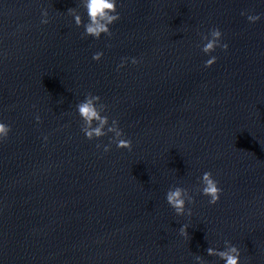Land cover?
Instances as JSON below:
<instances>
[{"label": "water", "instance_id": "water-1", "mask_svg": "<svg viewBox=\"0 0 264 264\" xmlns=\"http://www.w3.org/2000/svg\"><path fill=\"white\" fill-rule=\"evenodd\" d=\"M78 3L0 0V264H224L206 249L225 239L264 264V0H117L99 39L68 14ZM213 27L228 47L206 55ZM89 92L131 151L80 130ZM205 171L214 205L195 191ZM171 186L194 196L191 217L167 204Z\"/></svg>", "mask_w": 264, "mask_h": 264}, {"label": "clouds", "instance_id": "clouds-1", "mask_svg": "<svg viewBox=\"0 0 264 264\" xmlns=\"http://www.w3.org/2000/svg\"><path fill=\"white\" fill-rule=\"evenodd\" d=\"M78 7L84 9L87 16L86 22L82 19ZM67 12L73 17L77 27L83 26V36H91L96 39H99L101 34L111 37L112 32L109 26L120 19V13L117 11V0H79L78 6L68 8ZM241 15H245V13L241 12ZM246 18L249 22L254 23L260 19V14H248ZM48 22V11L46 8H42L40 23L47 24ZM200 36L202 41H206L201 46V51L206 55L214 52L217 47L224 50L228 47L227 43L221 42L222 32L218 27H213L207 34L201 33ZM102 55V52L97 51L93 53L92 59L98 61ZM125 59L127 58H121V62L117 65V69L123 67ZM216 59V56H210L204 62V66L206 68L210 67L215 63ZM131 63L137 64L139 61L137 58L132 57ZM100 99L98 95L89 92L85 95L83 100L76 104V112L81 121L80 130L88 140L94 138L98 139L111 133L112 135L109 137V143L103 145L104 152L110 150L112 143H115L117 148H124L131 151V140L122 138L124 134L122 129L118 126L117 119L112 118L109 123V116L103 114L106 112V105L101 103ZM35 119L39 122L40 116L37 115ZM10 131L11 126L0 121V142L7 139ZM44 139L47 140V136H45ZM95 146L98 149L101 148L100 143H97ZM198 179L200 186L196 188L195 191L200 195L208 197V203L210 205L216 204L223 191L222 188L218 186L219 182L213 177L210 171L203 172ZM165 199L176 215L191 217L192 209L190 207L186 208V203L193 204L195 199L187 188L171 186L166 191ZM188 227L189 225L182 224L179 228V235L187 237L189 235L187 231ZM223 243L224 248L222 250L209 246L206 249L207 256L217 257L222 260L224 264H240V249L227 239H225ZM194 260L197 264H209L201 255H195Z\"/></svg>", "mask_w": 264, "mask_h": 264}]
</instances>
